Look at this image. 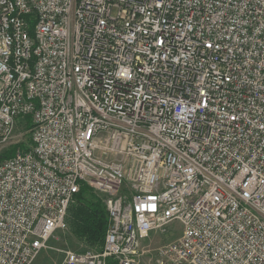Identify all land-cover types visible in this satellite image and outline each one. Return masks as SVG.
I'll use <instances>...</instances> for the list:
<instances>
[{
    "label": "built area",
    "instance_id": "built-area-1",
    "mask_svg": "<svg viewBox=\"0 0 264 264\" xmlns=\"http://www.w3.org/2000/svg\"><path fill=\"white\" fill-rule=\"evenodd\" d=\"M0 264H32L82 185L101 250L138 264H264V0H0ZM18 139L16 142H19Z\"/></svg>",
    "mask_w": 264,
    "mask_h": 264
},
{
    "label": "rangeland",
    "instance_id": "rangeland-1",
    "mask_svg": "<svg viewBox=\"0 0 264 264\" xmlns=\"http://www.w3.org/2000/svg\"><path fill=\"white\" fill-rule=\"evenodd\" d=\"M17 137L12 140L0 142V159L13 155L19 148V145L30 146L31 137L27 128L23 124H19ZM20 139L19 142H16ZM93 196L99 200L105 207L107 195L97 191H91ZM74 203V200L71 204ZM70 204V206H71ZM69 206V207H70ZM69 211V208H68ZM64 225L58 228L48 240L47 247L43 249L39 256L32 264H62L65 256V250H73L76 252H84L86 250H97L88 246L84 241L80 240L68 224V212ZM182 227L178 221L172 222L167 232L153 231L149 237L143 242L145 252L139 258L138 264H163L158 256V248L163 245L175 241L181 236ZM167 264V263H166Z\"/></svg>",
    "mask_w": 264,
    "mask_h": 264
},
{
    "label": "trees",
    "instance_id": "trees-1",
    "mask_svg": "<svg viewBox=\"0 0 264 264\" xmlns=\"http://www.w3.org/2000/svg\"><path fill=\"white\" fill-rule=\"evenodd\" d=\"M19 148L27 150L28 146L19 145ZM91 191L93 189L88 185H82L80 191L74 195V203L68 211V224L80 240L94 249L101 250L109 228V214L107 208ZM107 264L118 263L113 258H108Z\"/></svg>",
    "mask_w": 264,
    "mask_h": 264
},
{
    "label": "bare ground",
    "instance_id": "bare-ground-1",
    "mask_svg": "<svg viewBox=\"0 0 264 264\" xmlns=\"http://www.w3.org/2000/svg\"><path fill=\"white\" fill-rule=\"evenodd\" d=\"M66 219V218H65Z\"/></svg>",
    "mask_w": 264,
    "mask_h": 264
}]
</instances>
